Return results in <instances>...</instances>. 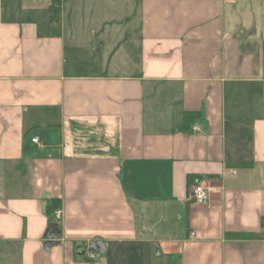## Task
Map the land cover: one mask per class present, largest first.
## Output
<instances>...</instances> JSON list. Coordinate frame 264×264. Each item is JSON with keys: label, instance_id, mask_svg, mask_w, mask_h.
<instances>
[{"label": "crops", "instance_id": "0c3cea01", "mask_svg": "<svg viewBox=\"0 0 264 264\" xmlns=\"http://www.w3.org/2000/svg\"><path fill=\"white\" fill-rule=\"evenodd\" d=\"M0 264H264V0H0Z\"/></svg>", "mask_w": 264, "mask_h": 264}, {"label": "built area", "instance_id": "2783aa9c", "mask_svg": "<svg viewBox=\"0 0 264 264\" xmlns=\"http://www.w3.org/2000/svg\"><path fill=\"white\" fill-rule=\"evenodd\" d=\"M192 132H198L201 130V125L198 121H193L191 126ZM38 139L35 137L32 142H37ZM192 198L198 202H206L209 199V189L206 188L202 183L195 184L191 190ZM62 218V209L57 207L53 210L52 221L58 222ZM91 258L96 259L98 253L89 252Z\"/></svg>", "mask_w": 264, "mask_h": 264}, {"label": "water", "instance_id": "95a60500", "mask_svg": "<svg viewBox=\"0 0 264 264\" xmlns=\"http://www.w3.org/2000/svg\"><path fill=\"white\" fill-rule=\"evenodd\" d=\"M89 246L99 253H102L106 249V242L103 240L93 239L89 241Z\"/></svg>", "mask_w": 264, "mask_h": 264}, {"label": "trees", "instance_id": "16d2710c", "mask_svg": "<svg viewBox=\"0 0 264 264\" xmlns=\"http://www.w3.org/2000/svg\"><path fill=\"white\" fill-rule=\"evenodd\" d=\"M195 117H197V115L195 114H191V113H186L185 114V120L191 121L192 119H194ZM59 206V201H53L49 206H48V213H52L53 210Z\"/></svg>", "mask_w": 264, "mask_h": 264}]
</instances>
